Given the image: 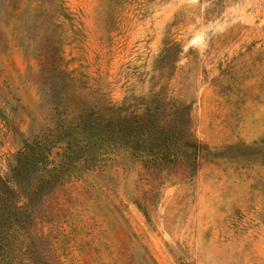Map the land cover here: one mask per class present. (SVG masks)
Returning a JSON list of instances; mask_svg holds the SVG:
<instances>
[{
    "label": "rangeland",
    "instance_id": "rangeland-1",
    "mask_svg": "<svg viewBox=\"0 0 264 264\" xmlns=\"http://www.w3.org/2000/svg\"><path fill=\"white\" fill-rule=\"evenodd\" d=\"M52 23L71 80L48 81L14 36ZM167 43L180 49L160 71ZM162 89L192 104L197 171L159 184L121 157L40 195L43 183L33 203L47 264H264V0H0L3 177L50 123L46 91L74 104L75 91L121 103Z\"/></svg>",
    "mask_w": 264,
    "mask_h": 264
},
{
    "label": "trees",
    "instance_id": "trees-1",
    "mask_svg": "<svg viewBox=\"0 0 264 264\" xmlns=\"http://www.w3.org/2000/svg\"><path fill=\"white\" fill-rule=\"evenodd\" d=\"M52 25L48 34L22 31L14 36L26 57L40 61V72L48 81L53 74L71 80V73L59 65L60 37L55 30L60 25ZM34 44L37 49L32 53ZM179 49L178 44L167 43L156 69L162 71V61ZM75 93L77 101L71 104L68 91H46L50 123L24 143L14 157L10 176L0 175V264H47L37 249V241L46 238L35 230L33 203L43 183L50 188L40 195L121 157L159 184L161 176L176 167L188 169L191 175L198 169L205 148L194 134L191 103L169 97L163 89L149 96L131 95L121 103H112L100 91ZM53 149H57L55 160Z\"/></svg>",
    "mask_w": 264,
    "mask_h": 264
}]
</instances>
